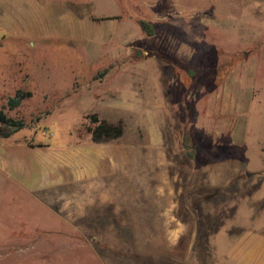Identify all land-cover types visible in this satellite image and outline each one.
Instances as JSON below:
<instances>
[{
    "label": "rangeland",
    "instance_id": "374dc122",
    "mask_svg": "<svg viewBox=\"0 0 264 264\" xmlns=\"http://www.w3.org/2000/svg\"><path fill=\"white\" fill-rule=\"evenodd\" d=\"M0 72L32 93L0 142L29 182L32 146L91 144L92 114L123 129L99 178L33 197L0 169V264L209 262L219 228L264 232V0H0Z\"/></svg>",
    "mask_w": 264,
    "mask_h": 264
},
{
    "label": "crops",
    "instance_id": "0c3cea01",
    "mask_svg": "<svg viewBox=\"0 0 264 264\" xmlns=\"http://www.w3.org/2000/svg\"><path fill=\"white\" fill-rule=\"evenodd\" d=\"M10 80L11 77L7 72H0V108L6 104L4 101L6 99H4L2 95L9 89L8 85ZM106 99L107 98L102 97L97 100L103 105L113 104L115 107L112 108L123 106L127 102L124 98L120 100L112 99L113 103ZM122 102L124 103L122 104ZM19 105L15 108H19ZM15 108L5 109L14 110ZM115 119L116 118L112 115L107 118L105 117V120L109 123H114ZM21 130H23V128L13 132L8 137L0 136V142L12 138L14 134ZM32 147L35 148V154L33 157L34 162L32 165L35 174H32L34 177L31 179V182L28 181L30 170L27 164L22 162V165L19 168L18 165L15 166L14 164L9 163L6 159L4 161L3 153H5L6 157L7 147L4 152L0 151V169H4L6 176L13 180L17 186L27 190L28 193L30 192L33 197L39 195L36 194V192L38 193L47 188L63 187L66 185L70 186L89 177L99 178L100 174H104L106 171L103 169V164L105 162L110 163L115 159V156L110 152L109 147L108 145H105V142L72 144L48 158H45V155L39 154L40 146ZM212 238L213 243L216 245H213V255L209 262H204V259L201 256H189L194 250L193 247L190 246L188 247V251L190 250V252L186 255V262H182V264H264V232L242 229L241 232L233 237L232 230L224 227L216 230L212 235ZM227 238L230 239V242L224 247V250L226 249L224 255L222 252V257L218 260V258L216 259L215 257V250L218 248V243L221 242L222 239L224 240ZM177 243L178 235L172 237L169 245L173 248Z\"/></svg>",
    "mask_w": 264,
    "mask_h": 264
},
{
    "label": "trees",
    "instance_id": "16d2710c",
    "mask_svg": "<svg viewBox=\"0 0 264 264\" xmlns=\"http://www.w3.org/2000/svg\"><path fill=\"white\" fill-rule=\"evenodd\" d=\"M141 28L149 35L152 34V26L147 21H140ZM31 96L30 91L23 89H17L14 95L7 98L6 104L0 108V136L8 137L13 132L23 128L25 122L22 119H15L14 117L7 116L4 109H13L17 107L21 101ZM90 119L94 124L93 127H88L87 131L90 133L92 142H107L108 140L117 138L122 135L123 129L120 123L113 124L109 123L104 119H99L96 114L90 115ZM182 144L185 148H190V136L187 131L183 132ZM191 152V151H190ZM190 156L192 153H188Z\"/></svg>",
    "mask_w": 264,
    "mask_h": 264
}]
</instances>
